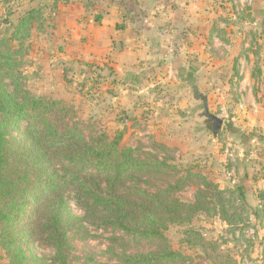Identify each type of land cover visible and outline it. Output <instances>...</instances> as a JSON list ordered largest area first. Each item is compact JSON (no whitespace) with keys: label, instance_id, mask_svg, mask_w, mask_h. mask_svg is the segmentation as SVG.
I'll use <instances>...</instances> for the list:
<instances>
[{"label":"rangeland","instance_id":"1","mask_svg":"<svg viewBox=\"0 0 264 264\" xmlns=\"http://www.w3.org/2000/svg\"><path fill=\"white\" fill-rule=\"evenodd\" d=\"M134 1L0 0V40L11 51L8 65L20 87L45 98L46 118L54 125H76L87 136L121 132V146L132 149L133 157L164 163L146 165L133 180L122 181L116 187L120 197L137 201L138 190L163 192L192 208L176 221L152 208L166 226L165 240L135 239L106 225L103 211L68 189L61 250L33 239L24 247L25 264H121L122 253L166 247L185 257L181 264H264V213L254 215L258 200L251 183L262 146L256 129L241 127L255 115L234 86L233 65L220 61L208 81L197 67L193 80L186 41L177 47L169 22L153 34L135 33L127 12ZM160 1V11L176 5ZM25 16L14 39L10 33ZM0 82L12 91L9 78L0 74ZM204 104L222 120L216 135L202 117ZM91 186L106 189L95 176Z\"/></svg>","mask_w":264,"mask_h":264},{"label":"trees","instance_id":"2","mask_svg":"<svg viewBox=\"0 0 264 264\" xmlns=\"http://www.w3.org/2000/svg\"><path fill=\"white\" fill-rule=\"evenodd\" d=\"M27 16L13 27L10 36L14 39L20 35ZM1 44L5 45L3 39ZM5 46L0 52V58H5L0 74L10 79L13 89L9 91L0 82L1 263L25 264L24 247L33 239L43 238L58 252L61 250V223L66 210L63 194L68 189L103 211L105 224L113 230L135 239L163 242L166 226L155 219L151 209H157L167 220L176 221L184 208H192L190 204L169 201L163 192L141 190L136 193L137 201H129L117 194L116 187L124 180H133L146 165L159 168L164 163H146L133 157L132 149L121 146V132L112 138L105 134L87 136L76 125L70 128L54 125L46 118L49 107L45 98L20 87L19 77L8 65L11 51ZM94 176L105 185V191L91 186ZM256 199L254 215L262 218L264 193L257 190ZM126 244H121L123 251ZM117 258L121 264L185 261L180 252L170 247L148 254L122 253Z\"/></svg>","mask_w":264,"mask_h":264},{"label":"crops","instance_id":"3","mask_svg":"<svg viewBox=\"0 0 264 264\" xmlns=\"http://www.w3.org/2000/svg\"><path fill=\"white\" fill-rule=\"evenodd\" d=\"M159 2L138 0V4H132L127 12L133 30L153 34L160 24L169 22L168 30L178 42L177 47H184L186 41L187 65L193 80H198V73H194L197 67L203 68L202 79L208 81L210 71L216 70L220 61L233 65L234 86L255 115L250 121H242L241 127L256 129L255 137L262 146L254 157H259V164L251 169V183L254 190L264 193V0H194L184 7L174 0L176 5L161 11Z\"/></svg>","mask_w":264,"mask_h":264},{"label":"water","instance_id":"4","mask_svg":"<svg viewBox=\"0 0 264 264\" xmlns=\"http://www.w3.org/2000/svg\"><path fill=\"white\" fill-rule=\"evenodd\" d=\"M201 100L205 102L204 98H201ZM202 117H204L206 119V121L209 124H211L212 133H213V135H216L217 132L220 130L221 126H222V120L217 118V116L211 114L208 111V109L206 107V104H204V106H203Z\"/></svg>","mask_w":264,"mask_h":264},{"label":"built area","instance_id":"5","mask_svg":"<svg viewBox=\"0 0 264 264\" xmlns=\"http://www.w3.org/2000/svg\"><path fill=\"white\" fill-rule=\"evenodd\" d=\"M181 2H185V3H191L194 0H180Z\"/></svg>","mask_w":264,"mask_h":264},{"label":"flooded vegetation","instance_id":"6","mask_svg":"<svg viewBox=\"0 0 264 264\" xmlns=\"http://www.w3.org/2000/svg\"><path fill=\"white\" fill-rule=\"evenodd\" d=\"M201 99V98H200ZM211 125V124H210Z\"/></svg>","mask_w":264,"mask_h":264}]
</instances>
